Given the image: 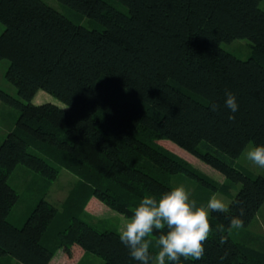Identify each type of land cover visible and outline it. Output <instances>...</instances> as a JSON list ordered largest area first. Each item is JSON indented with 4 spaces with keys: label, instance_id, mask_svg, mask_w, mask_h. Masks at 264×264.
<instances>
[{
    "label": "trees",
    "instance_id": "16d2710c",
    "mask_svg": "<svg viewBox=\"0 0 264 264\" xmlns=\"http://www.w3.org/2000/svg\"><path fill=\"white\" fill-rule=\"evenodd\" d=\"M58 1L102 28H87L42 0H0V60H8L5 77L19 96L0 89V101L18 111L0 143V259L50 264L62 248L59 264L86 253L103 264H139L119 231L100 230L78 211L107 207L129 217L145 194L170 190L171 176L182 173L208 190L240 188L227 213H210L203 258L179 264H264V241L256 249L230 234V217L243 208L247 227L264 204V176L233 163L250 142L264 144L261 0H117L127 12L106 0ZM239 38L252 43L246 59L221 47ZM226 89L236 96L235 113L224 106ZM39 90L65 106L34 103ZM18 166L47 181L62 168L77 175L69 213L40 197L22 225L13 223L20 195L9 177ZM77 191L81 199L73 201Z\"/></svg>",
    "mask_w": 264,
    "mask_h": 264
},
{
    "label": "rangeland",
    "instance_id": "374dc122",
    "mask_svg": "<svg viewBox=\"0 0 264 264\" xmlns=\"http://www.w3.org/2000/svg\"><path fill=\"white\" fill-rule=\"evenodd\" d=\"M49 6L57 9L71 20L82 24L87 28H96L101 29L102 25L97 23L95 20L90 19L86 16L79 15L74 10L70 9L66 5L62 4L58 0H42ZM110 4L114 5L116 8L120 9L123 12H127L128 9L126 6L121 4L117 0H106ZM260 8L264 10V0H261L259 3ZM4 30V25L0 22V34ZM221 47L225 50L231 52L240 59H246L250 56L252 52V43L246 38L234 39L230 42L221 43ZM9 65L8 60H0V89L6 91L15 98H19L17 89L12 85L5 77V71ZM34 103L41 102H52L59 105H63L61 101L52 95L39 90L32 100ZM18 116V111L4 102L0 101V143L4 139V136L7 133L9 127L13 124L14 120ZM254 146L253 142H250L247 146ZM245 148V149H246ZM243 152L233 161L234 166L243 172L249 174L250 176H264V169H261L251 162L247 161ZM192 155H186L193 164H196V167L208 175L218 184L225 182V176L219 171L206 166L201 163L199 159H196ZM199 163V164H198ZM79 178L77 175H74L66 168H62L53 181H47L42 176L30 171L24 166H18L15 171L9 177V183L16 191L19 193L20 198L16 205L13 207L10 214V220L15 223L17 226L23 224L26 219V216L30 213L31 209L36 205L40 197H44L50 203L55 205L59 212H64V215L69 213L70 204H66L69 194L78 186ZM170 184L175 187L179 185L185 186L187 190L191 193V198L195 199L197 204H206L210 196L215 193L218 198L222 199L227 205L230 204L232 198L236 195L237 191L240 188V184L233 185L229 192L224 193L220 191L208 190L206 187L201 185L197 180L186 176L185 174H175L170 178ZM73 201L76 199H81L80 193L75 192L73 196ZM66 204V205H65ZM71 209L77 210L76 206H72ZM77 213V212H76ZM79 217L84 221L91 223L100 230L111 229L119 231L121 223L124 218V215L114 211L111 208L103 207V210H100L96 213L90 212L86 209L78 211ZM231 236L236 240L244 241L246 244L260 249L264 241V204L259 209L257 215L253 221L247 227H241L239 229H232ZM63 250L59 248L55 252V256L52 259L50 264H59V260L62 257ZM59 255V257H58ZM0 264H21L16 259L5 256L0 259ZM74 264H103V260L91 253L84 254V257L80 258Z\"/></svg>",
    "mask_w": 264,
    "mask_h": 264
},
{
    "label": "clouds",
    "instance_id": "9594fccd",
    "mask_svg": "<svg viewBox=\"0 0 264 264\" xmlns=\"http://www.w3.org/2000/svg\"><path fill=\"white\" fill-rule=\"evenodd\" d=\"M224 106L230 113L237 112L239 107L235 94L227 89ZM218 108L219 105H212L213 111ZM228 119L234 120L235 116L230 114ZM244 156L264 169V144L247 147ZM130 211L131 216L123 219L118 234L131 258L139 264H166V261L179 264L181 257L186 260L203 258L204 244L212 231L210 213H227L229 206L215 193L206 204L198 205L190 191L179 185L159 196L145 194ZM243 214L241 208L239 216L230 217V229L243 226ZM218 230L223 231V226H218ZM153 248L155 251L151 252Z\"/></svg>",
    "mask_w": 264,
    "mask_h": 264
},
{
    "label": "crops",
    "instance_id": "0c3cea01",
    "mask_svg": "<svg viewBox=\"0 0 264 264\" xmlns=\"http://www.w3.org/2000/svg\"><path fill=\"white\" fill-rule=\"evenodd\" d=\"M88 211H90L88 208H86ZM101 210H103V208L101 209ZM91 212V211H90ZM93 212V211H92ZM93 213H96V212H93ZM62 256H63V254H62ZM58 257H59V255H58ZM82 257H84V254L81 256V258ZM78 260V259H77ZM77 262V261H76ZM75 262H73V264H74Z\"/></svg>",
    "mask_w": 264,
    "mask_h": 264
}]
</instances>
